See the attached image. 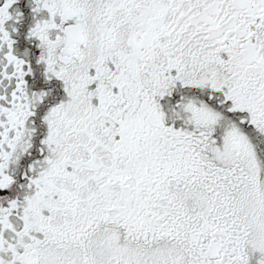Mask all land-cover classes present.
<instances>
[{"label": "snow or ice", "instance_id": "6c2138e0", "mask_svg": "<svg viewBox=\"0 0 264 264\" xmlns=\"http://www.w3.org/2000/svg\"><path fill=\"white\" fill-rule=\"evenodd\" d=\"M0 264H264V0H0Z\"/></svg>", "mask_w": 264, "mask_h": 264}]
</instances>
